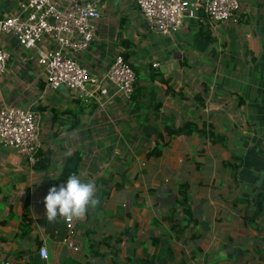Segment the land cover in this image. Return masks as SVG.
<instances>
[{"label":"crops","instance_id":"obj_1","mask_svg":"<svg viewBox=\"0 0 264 264\" xmlns=\"http://www.w3.org/2000/svg\"><path fill=\"white\" fill-rule=\"evenodd\" d=\"M20 1L2 0L0 18L15 14ZM94 4L102 20L79 60L102 75L123 49L119 36L132 43L131 99L114 88L111 99L96 92L88 101L64 87L47 91L36 52L0 33L10 55L0 77V108L38 112L41 141L34 165L0 147V264H264V217L257 224L246 220L264 193V0H240L245 19L236 27L213 30L204 20H188L172 37L150 34L134 0ZM188 122L204 132L167 131ZM74 153L77 176L95 183L100 201L73 219L78 250L66 243L65 219L37 223L47 221L49 190L66 186L67 175L58 180ZM235 158L236 175L229 166ZM181 186L197 219L186 242L176 240L165 219ZM23 217L35 223L27 237L20 235ZM177 219L187 223L180 212ZM42 245L47 259L39 254Z\"/></svg>","mask_w":264,"mask_h":264},{"label":"built area","instance_id":"obj_2","mask_svg":"<svg viewBox=\"0 0 264 264\" xmlns=\"http://www.w3.org/2000/svg\"><path fill=\"white\" fill-rule=\"evenodd\" d=\"M147 31L158 37H172L188 20H204L216 30L244 21L240 0H134ZM102 14L94 2L87 0H21L15 14L0 18V33L14 37L27 53L35 51V61L47 91L66 88L80 101L95 98V93L109 95L110 88L126 99L135 92L137 77L134 68L117 52L105 66L102 75L81 63L79 57L89 50L95 38L96 23ZM50 42L54 48H49ZM9 53L0 45V77L7 71ZM157 64H154L156 67ZM110 99L112 95H109ZM38 112L17 105L0 108V147L14 149L33 165L41 147ZM71 250H78L72 241L74 220L66 221ZM44 257L48 258L45 245ZM42 257V256H41ZM8 264V263H6Z\"/></svg>","mask_w":264,"mask_h":264},{"label":"trees","instance_id":"obj_3","mask_svg":"<svg viewBox=\"0 0 264 264\" xmlns=\"http://www.w3.org/2000/svg\"><path fill=\"white\" fill-rule=\"evenodd\" d=\"M118 44L123 47L122 50L119 48V55L124 57V59L128 62H130V58L134 52V46L129 41L122 38V36H119ZM168 133H173L174 135H183V136H191L195 133L204 132V129L201 128L198 124L195 123H185L183 126L178 130H167ZM212 142H219L221 144H224V138L217 135H210ZM38 164V163H37ZM36 164V165H37ZM80 164V155L74 153L70 156L65 170L63 171V174L59 177V180H62L64 175H67L68 178L75 174L77 175L78 169ZM228 165V164H227ZM230 169L234 175L237 174V171L241 167V163L237 158L231 163H229ZM57 182V181H56ZM181 197H178L176 200V205L171 208L169 214L165 217V219L172 222V228L175 232L176 240H184L186 242L188 238L184 235L187 229L190 227V224L196 225L197 219L192 214V207L190 202V196L188 195V192L186 189H184V186H181ZM182 213V215L187 219L186 224H179L177 223V214ZM264 217V193L260 200L258 201L257 205L255 206V210L251 215L246 216V220L249 222V224H257L263 221H260V219ZM47 221L45 220H39L37 223L41 226L45 225ZM33 220L23 217L22 224H21V237H27L34 227ZM190 239L194 240L197 238L195 235H190Z\"/></svg>","mask_w":264,"mask_h":264},{"label":"clouds","instance_id":"obj_4","mask_svg":"<svg viewBox=\"0 0 264 264\" xmlns=\"http://www.w3.org/2000/svg\"><path fill=\"white\" fill-rule=\"evenodd\" d=\"M94 182H81L75 174L71 175L59 190L54 186L44 199L47 222H55L57 218L66 221L82 219L89 208L95 209L100 201L95 198ZM41 256L44 257L43 249Z\"/></svg>","mask_w":264,"mask_h":264},{"label":"water","instance_id":"obj_5","mask_svg":"<svg viewBox=\"0 0 264 264\" xmlns=\"http://www.w3.org/2000/svg\"><path fill=\"white\" fill-rule=\"evenodd\" d=\"M87 1L95 2L96 0H87ZM1 3H2V0H0V4Z\"/></svg>","mask_w":264,"mask_h":264}]
</instances>
